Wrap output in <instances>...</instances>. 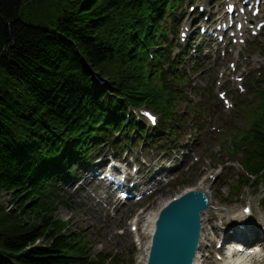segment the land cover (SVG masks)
<instances>
[{"label": "trees", "instance_id": "trees-1", "mask_svg": "<svg viewBox=\"0 0 264 264\" xmlns=\"http://www.w3.org/2000/svg\"><path fill=\"white\" fill-rule=\"evenodd\" d=\"M28 1L0 0V68L13 83L12 90L0 88V192L17 190L13 201L17 204V210L4 216L0 209V250L7 254L19 253L36 240L42 239L48 244L46 250L39 249L35 254L29 255L24 253L15 258V261L19 264H67L66 253L62 250L67 248L68 242L47 217L39 212L35 216L40 221L39 225H25L24 217L30 218L39 208L27 204V198H23L18 191L22 187L19 179L23 175L21 169L24 158L10 143L7 131L14 130L20 137L26 133L22 125L28 129L30 124V118L26 116L28 110L52 105L56 101L70 103L71 98L77 100L82 94H87V88L80 78L72 75L73 70L77 69L89 80V70L83 64L85 62L92 68H97L101 75L106 74L107 66L111 63L107 56L113 55V52L104 50L97 41L111 34V40L107 41L120 48L122 40L136 25L138 18L135 19V13L138 11L140 17L144 4L140 5L139 1H135L131 4V11H126L120 25L96 34L92 30L93 19L97 14L91 15L88 8L96 0H52L44 9L51 14L46 26L36 27L23 25L17 20L20 10ZM122 1L107 2L112 4L110 8H118ZM168 2L169 0H159L158 14L163 12ZM119 29H123L122 33H118ZM123 75L124 72L121 77L119 74V81L125 78ZM149 76L150 69L145 68L136 83L131 102L140 103L145 96L149 106L164 112L161 99L165 89L155 92L148 82ZM261 111L260 127H263L264 95ZM21 112L25 113V121L17 119ZM40 129L42 130L41 126ZM27 137L28 140L21 146L31 141L30 136H26V139ZM261 150V156H264V144ZM21 211L23 217L20 215ZM8 261L0 258V264H10Z\"/></svg>", "mask_w": 264, "mask_h": 264}, {"label": "rangeland", "instance_id": "rangeland-1", "mask_svg": "<svg viewBox=\"0 0 264 264\" xmlns=\"http://www.w3.org/2000/svg\"><path fill=\"white\" fill-rule=\"evenodd\" d=\"M38 8V11L33 10V12H27V10H24L25 15L28 16V18L23 15L22 20L33 24H41L35 20H38L42 16L44 7L39 6ZM262 15L264 16V9ZM184 23L185 22H183L181 26H183ZM246 34L249 36L248 32ZM262 43L264 44V33L262 34ZM173 47L174 45H172V50ZM235 51V49L230 48L225 57H220L218 60H216V58H207L204 61V72L197 78L199 86L195 89L193 97L195 103L191 110L194 112L190 113L192 118L187 121V124L183 127V130H185L186 133L188 129H192V134L195 138L194 145L197 144L198 146L196 155L199 157V162L189 170L186 168L180 170L177 174V179H175L170 186L163 188L156 193V198L146 200L143 203L144 209L146 208L144 216H146L149 211H157L164 205L166 199L170 200L172 197L179 195L189 187H197L200 184V177L202 175H199V173L202 171V168L207 169L208 166L223 169L222 175L218 178L217 183L221 181L224 183L220 192L221 194L217 191H213L216 186L211 185L212 195L210 196V200L213 205L210 207L208 215L213 213V211L216 213L220 212L221 214H228L235 210L240 212V209L238 208L241 204L231 205V203H237L240 200L250 201L254 208H256L258 207V202L264 197V190L262 188H260L258 192H254L250 188L241 185L234 189L233 198H231V200L226 199L230 193L228 187L229 183L236 185V179H238V175L242 172L237 165L239 158L235 154L237 148L235 149L233 147L232 135L243 131L246 127L245 123L247 121L246 117H238L237 114H240V112H237L235 105L249 104L250 90L247 83L248 75L259 66L256 59L244 54L243 46H241L238 51L240 65L234 63L236 72L232 73L233 69L228 66V60L232 61V58L237 55L235 54ZM263 53L264 50L262 51V54ZM243 67H246V72L240 76L243 79L241 86L242 89H244V93H241L237 88L235 80L236 77L239 76V71L243 70ZM221 72H224L225 76L221 77ZM72 75L79 77L78 73L74 70ZM5 77V74L0 70V87L12 90L13 83L11 84V81H7ZM80 81L85 82L81 78ZM222 90L225 91L226 95L234 101V107L232 109L227 110L224 105L220 103L217 97V92ZM203 104L207 108H211L209 111V116L211 118H203L206 115H204L205 113L199 109ZM208 118L211 120L208 121ZM201 124H204V126H202V130L199 131L196 129V125L200 126ZM210 126L215 127L213 129V131H215L214 133L209 131ZM207 133L211 134L209 139H206ZM174 143L173 140V142L169 143L167 147H169V149L170 147L174 148ZM178 143H181V139L180 141L178 139ZM183 145L184 144L179 145L176 150L175 155L173 156L174 159L172 160V165L175 163V159H180L184 153L183 150L181 151ZM227 147H231L232 151L230 153L226 151ZM157 151H159V149ZM232 154H235V157H232ZM233 160L236 164L235 168H227L223 165L224 163ZM94 192V190H89L87 193L93 195ZM14 195V192L5 193L1 191L0 206L5 209V206L8 205L11 200L14 201ZM90 198L91 197L89 196L87 197V201L81 200L78 202L77 198L73 199L70 195L65 194V203L70 205L72 210L60 207L55 214L56 218L63 221H69L70 224L68 230L76 235L77 238L80 239V243L86 245V248L92 249L93 255L107 252L109 254L116 253L120 255V264H137L136 259L137 257H140V264H144L143 248L141 252V248L138 251V248L133 246L131 235L128 231V225L132 217L131 214L136 213V211H140L141 209L136 207L133 203L125 204L123 208L125 209L127 207V209L123 212L118 211L116 217L112 218L107 213L102 214L97 212V207L90 210V207L93 206V202L90 201ZM226 201L229 202L223 204ZM118 206H120V204H118ZM131 208L132 210L130 214L129 209ZM122 231H125L126 234L119 236L118 234ZM147 243L148 235L142 239V247H145Z\"/></svg>", "mask_w": 264, "mask_h": 264}, {"label": "water", "instance_id": "water-1", "mask_svg": "<svg viewBox=\"0 0 264 264\" xmlns=\"http://www.w3.org/2000/svg\"><path fill=\"white\" fill-rule=\"evenodd\" d=\"M198 204L191 194L161 212L149 264H190L198 235Z\"/></svg>", "mask_w": 264, "mask_h": 264}, {"label": "bare ground", "instance_id": "bare-ground-1", "mask_svg": "<svg viewBox=\"0 0 264 264\" xmlns=\"http://www.w3.org/2000/svg\"><path fill=\"white\" fill-rule=\"evenodd\" d=\"M113 54L116 56L117 55V52H113ZM181 58H182V56H181ZM14 66V65H13ZM64 101V100H63ZM100 103H96L95 101H93V102H91V104L89 103L88 104V106H87V110H88V112L90 111V110H94V109H97L98 108V105L99 104H102L104 101L103 100H101L100 99ZM99 102V101H98ZM66 106L68 107V110H72L73 111V108H72V106L70 105V103H66ZM51 107V106H50ZM46 108L47 109H49V105H46ZM50 110V109H49ZM26 111V110H25ZM28 112H31V111H27V113ZM79 112H81V110H79ZM96 112L97 111H95L94 112V115L96 114ZM91 117V119H92V117L94 118V116H90ZM20 119V120H24L25 121V113L24 112H21L20 114H18L17 115V119ZM31 125H38L37 123H31ZM133 125H136V124H133ZM24 128H26V126L25 125H22ZM157 127H155L154 125H153V129H156ZM95 129V130H94ZM163 131L164 130V128H160L159 127V131ZM97 128L96 127H94L93 128V131H92V133L94 134V137L95 136H97ZM170 132V131H169ZM34 133H36V130H35V132ZM130 133V136L132 135V130H131V132H129ZM7 134H8V137H9V141H10V143H12L13 145H16V144H18L19 142H20V140H21V138L19 137V135H18V133L16 132V131H14V130H8L7 131ZM163 136V135H162ZM34 137H37V136H34ZM42 137V136H41ZM153 138H151V140H152ZM30 140L32 141L33 140V136H30ZM101 140H103V141H106V138H104V136H103V138H101ZM34 143H36V144H38L36 141H34L33 142V144ZM93 144H96V142L93 140ZM31 146L32 145H30V147L29 148H31ZM238 145H236V147H237ZM157 147H158V145H157ZM236 147H235V149H236ZM147 159H148V157H147ZM246 160V159H245ZM247 161H249V159H247ZM248 164L250 165V166H253L251 163H249L248 162ZM163 169V168H162ZM153 171H151V174H150V182H149V184H147L148 185V187L149 186H151V187H154V186H156V185H159V183H160V179L161 178H159L160 176H162L163 174H161L160 173V171L158 172V170L156 169V168H154L153 167V169H152ZM159 174L158 176H156V174ZM79 175H81V174H79ZM111 176H112V174H111ZM87 180L88 181H90V179L89 178H87ZM168 179H166V180H164V181H167ZM92 183V182H91ZM135 185V184H134ZM144 185H145V187H146V184H141V183H139V186L138 187H141V189L143 188L144 189ZM70 189H72L71 188V183H70ZM147 187V188H148ZM82 188H83V191L84 192H86V186H82ZM108 192H110L109 190L108 191H106V193H108ZM73 194H76V191H74L73 192ZM128 197H132V196H128ZM133 198V197H132ZM170 200H165L164 202H169ZM210 215V219H211V221H208V220H204L203 221V224H202V230H201V233L203 232V229H204V227H205V225L206 224H210L211 226H212V228L214 229V232H213V235L212 236H210V237H208V236H203L202 234H201V241H202V239L203 240H205V242H206V244L203 246V250L201 249H199L200 250V252L201 251H205V252H207L206 251V249H207V246H209V244H211V242H214L217 238H218V236H221V234H225V232L223 231V229L221 228V226H220V224H218V223H216V222H212L213 220H215V219H217L218 217H219V215L218 214H216V213H210L209 214ZM146 216H148L147 217V219H152L153 217H154V214H151L150 215V212L146 215ZM238 220H241V218H238ZM146 226H148L147 224H146ZM149 227V229H151V226H148ZM152 228H153V225H152ZM232 234V233H231ZM230 233H228V235H231ZM263 235H264V233H263ZM256 236H258V234H254V235H252L251 237H256ZM249 237V239H252L250 236H248ZM228 239H232V236H229L228 237ZM248 241V240H247ZM206 249H205V248ZM200 248V247H199ZM202 248V247H201ZM197 256H201V253H197ZM237 263V260H234L233 261V264H236Z\"/></svg>", "mask_w": 264, "mask_h": 264}]
</instances>
